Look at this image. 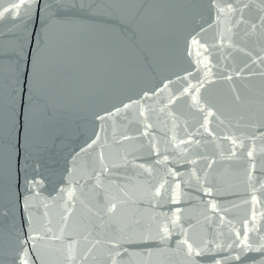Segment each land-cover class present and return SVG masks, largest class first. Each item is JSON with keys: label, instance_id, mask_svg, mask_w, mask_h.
<instances>
[{"label": "water", "instance_id": "1", "mask_svg": "<svg viewBox=\"0 0 264 264\" xmlns=\"http://www.w3.org/2000/svg\"><path fill=\"white\" fill-rule=\"evenodd\" d=\"M19 2L0 264H264V0H51L43 42Z\"/></svg>", "mask_w": 264, "mask_h": 264}, {"label": "snow or ice", "instance_id": "2", "mask_svg": "<svg viewBox=\"0 0 264 264\" xmlns=\"http://www.w3.org/2000/svg\"><path fill=\"white\" fill-rule=\"evenodd\" d=\"M41 3H46L50 6L51 0H20L19 3H16L13 5V7L17 10L23 9L25 14L27 15V20L31 21L33 12H35L37 16V20L40 25V33L41 36V42H43V34L44 31L47 29L50 16L48 15L49 7H45L43 9L40 8ZM19 14V12H17ZM39 49H37L38 53ZM21 56L23 54V47H21L20 50ZM37 61H33V76H35V71L37 68ZM19 79V76L17 77ZM24 89H21V95L17 97V89L14 87L9 95L7 108L5 110V106L3 103V100L0 99V184L3 182V177L5 174L8 178V186L9 189L12 187V179H13V173L15 171V155L14 153L17 151V145L13 142V135L16 131L17 127V109L19 107L20 111L23 114L24 117V128H25V152H27V137L30 130V113H31V107L32 102L34 98V93L29 95L27 98L24 96ZM127 107V105L125 106ZM6 141V142H5ZM95 143V141H93ZM91 146V145H89ZM249 156L252 155V152L249 151ZM25 163H27V160H25ZM25 180L27 181V177H25ZM157 195H160L159 190H157ZM255 199V197H253ZM173 202H177L175 198L173 199ZM26 207L30 208L31 204L28 203V201H25ZM115 205H113V208ZM167 229L165 228V231ZM42 237L39 236L37 233L34 236L29 237L31 240L40 239ZM151 239L150 237L146 238ZM245 239H247V236L245 235ZM188 252L189 255L193 254L192 246L188 245ZM197 255L199 253H196Z\"/></svg>", "mask_w": 264, "mask_h": 264}]
</instances>
